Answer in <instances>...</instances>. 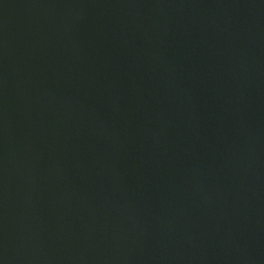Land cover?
I'll return each mask as SVG.
<instances>
[{
  "label": "water",
  "instance_id": "water-1",
  "mask_svg": "<svg viewBox=\"0 0 264 264\" xmlns=\"http://www.w3.org/2000/svg\"><path fill=\"white\" fill-rule=\"evenodd\" d=\"M0 264H264V0H0Z\"/></svg>",
  "mask_w": 264,
  "mask_h": 264
}]
</instances>
